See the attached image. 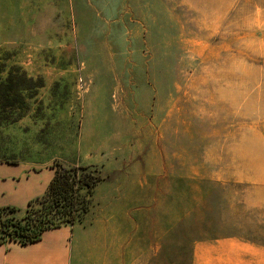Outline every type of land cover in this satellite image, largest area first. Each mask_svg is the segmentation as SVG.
I'll list each match as a JSON object with an SVG mask.
<instances>
[{"label": "rangeland", "instance_id": "1", "mask_svg": "<svg viewBox=\"0 0 264 264\" xmlns=\"http://www.w3.org/2000/svg\"><path fill=\"white\" fill-rule=\"evenodd\" d=\"M29 1L0 46V163L99 175L70 264L228 238L264 259V0Z\"/></svg>", "mask_w": 264, "mask_h": 264}, {"label": "crops", "instance_id": "2", "mask_svg": "<svg viewBox=\"0 0 264 264\" xmlns=\"http://www.w3.org/2000/svg\"><path fill=\"white\" fill-rule=\"evenodd\" d=\"M29 6H32L29 0H0V46L8 40V25L22 23ZM53 173L52 167L29 171L19 165L0 163V207L7 205L3 199L16 195L24 196L25 200L14 207L24 210L30 199L43 194ZM76 226L62 225L47 230L39 241L26 245L9 240L1 243L0 264H70L71 237ZM218 244L220 246L213 249L210 241L197 242L191 264H264V259L248 255L247 243L236 238Z\"/></svg>", "mask_w": 264, "mask_h": 264}, {"label": "trees", "instance_id": "3", "mask_svg": "<svg viewBox=\"0 0 264 264\" xmlns=\"http://www.w3.org/2000/svg\"><path fill=\"white\" fill-rule=\"evenodd\" d=\"M6 79L12 82L10 76ZM9 104V101H0L1 107ZM52 168L54 173L45 191L27 202L22 216L14 215L17 212L14 206L0 207V244L8 240L21 245L34 243L47 230L81 222L99 175L85 166Z\"/></svg>", "mask_w": 264, "mask_h": 264}]
</instances>
